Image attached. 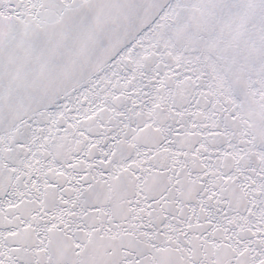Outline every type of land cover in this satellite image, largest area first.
<instances>
[{
  "label": "snow or ice",
  "instance_id": "6c2138e0",
  "mask_svg": "<svg viewBox=\"0 0 264 264\" xmlns=\"http://www.w3.org/2000/svg\"><path fill=\"white\" fill-rule=\"evenodd\" d=\"M0 264H264V0H0Z\"/></svg>",
  "mask_w": 264,
  "mask_h": 264
}]
</instances>
